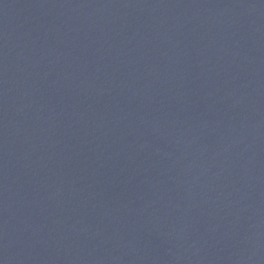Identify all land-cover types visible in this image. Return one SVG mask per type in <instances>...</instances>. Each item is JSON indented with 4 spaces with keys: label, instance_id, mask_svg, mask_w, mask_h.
<instances>
[{
    "label": "water",
    "instance_id": "95a60500",
    "mask_svg": "<svg viewBox=\"0 0 264 264\" xmlns=\"http://www.w3.org/2000/svg\"><path fill=\"white\" fill-rule=\"evenodd\" d=\"M0 264H264V0H0Z\"/></svg>",
    "mask_w": 264,
    "mask_h": 264
}]
</instances>
